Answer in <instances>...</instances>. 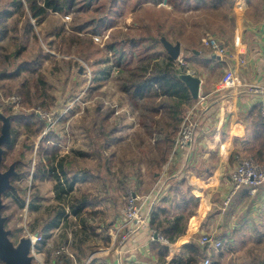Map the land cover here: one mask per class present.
<instances>
[{"label":"crops","instance_id":"1","mask_svg":"<svg viewBox=\"0 0 264 264\" xmlns=\"http://www.w3.org/2000/svg\"><path fill=\"white\" fill-rule=\"evenodd\" d=\"M167 8L172 9L169 4ZM234 12L235 26L221 41L232 56L219 55L203 43L197 49L181 48L186 72L200 80L199 96L187 110L193 112L196 123L193 143L183 150L173 148L164 163L160 153H101L98 171L92 173L99 182L93 187L96 192L82 193L92 195L85 209L86 223L71 214L69 203L64 204L68 215L60 227L50 230L49 237L55 231L65 236V225L74 218L83 234L92 230L100 237L103 231L107 244L89 247L85 242L89 244L91 234L86 232L80 241L83 245L65 254L68 264H173V259L189 254L190 245L200 246L219 264L264 262V183L253 194L247 189L238 191L226 203L238 162L253 157L264 146V98L249 89L251 85L264 86V0H235ZM134 126L138 129V122ZM111 138V146H122L119 140H128L117 128ZM66 172L76 179L71 195H78L91 173L80 167L74 173ZM130 188L143 197L144 224L121 241V197L125 200ZM91 216L98 219L94 222ZM175 222L176 228L172 227ZM156 226L163 237L167 238L166 231L175 240H153ZM204 235L219 245H202ZM40 241L33 238L34 249ZM163 245L167 249L161 248Z\"/></svg>","mask_w":264,"mask_h":264},{"label":"trees","instance_id":"2","mask_svg":"<svg viewBox=\"0 0 264 264\" xmlns=\"http://www.w3.org/2000/svg\"><path fill=\"white\" fill-rule=\"evenodd\" d=\"M128 1L5 0L2 4L0 1V83L20 81L16 92L19 94L21 106L24 108L17 113L11 111V105L6 108V113L9 115L12 124V139L2 144V161L7 160L9 153H12L18 143L22 129H25L32 136H39L45 130L46 123L43 119L36 113H32L31 116L28 115V110H50L53 106L57 107L56 98L49 91L45 75L42 71H38V64L43 65L45 60L50 59L49 53H44L43 49H39L38 53L31 58L17 62L23 52L27 50L25 44L27 37L35 35L36 38L34 25L42 23L45 17L51 13L60 15L79 14L77 18H73L72 29L74 34L70 35V42H82V34L85 33L90 36V43H94V35L103 33L116 25V16L122 15L123 3ZM134 1L133 10L143 4H161L163 0ZM167 2L172 7L168 14L175 15L177 12H185L205 16L204 21L198 20L199 23H192L194 29L199 30L202 27L205 32L206 30L215 31L217 29L226 35L235 26V0H167ZM164 11L167 12L165 8ZM167 18L157 20L155 27L142 20L141 23L143 24L138 22L134 25H128L126 30L120 29L105 45L107 57L105 61L101 59L103 66L94 73V78L101 84L107 82L111 77L115 78L120 92L128 99L130 106L132 105V111L137 115L138 124L146 134L141 140L143 141L145 138L148 140L151 152L160 153L163 163L173 151L178 131L188 107L193 101L188 86L180 78V75L186 72V66L174 59L167 52L162 42V38L173 42V38H177L178 33L183 32V27L188 28L190 25H185L181 21L178 25L180 31L173 32L174 36L172 37L170 33L177 20L173 19L172 23H168ZM216 23L218 26L213 25ZM195 38V33L191 34L192 44L188 49H197L193 42ZM7 40L17 44L16 50L12 53H8L5 45H3V42ZM0 88L5 89V85H1ZM114 112L115 109L109 111L107 109L100 114V116L102 115L101 131L97 133V138L99 141L101 140V147H105L108 136L115 129L109 131L105 129L109 116ZM1 130L0 121V132ZM52 134L47 133L43 138L38 150L41 158L35 165L32 179L33 182L36 180L54 181L55 197L61 202V205L51 206L48 209L49 215L42 228L37 231L41 237V241L35 247L38 252L43 251L46 239L50 236V230L60 227L63 218L68 215L62 200L69 203L71 214L85 224V209L88 207L92 196L87 193L71 195L76 179L70 177L66 172L69 158L61 155V148L57 143L59 138ZM157 134L159 135L152 141L153 135ZM33 147V145L26 144L25 150H32ZM79 153L81 156L87 155L85 151ZM254 153L252 158L264 162V146L258 148ZM14 165L15 174L10 178L12 187L7 189L3 196L15 200L20 208H24L25 201L18 195L19 189L15 185V181L28 175L29 165L27 166L21 160H15ZM69 197L71 198L69 199ZM152 216V225H154L155 213ZM7 221L8 219H6L5 226H7ZM172 227H177L176 222L173 223ZM159 229L160 227L156 226V232H159ZM163 232L168 241L173 242L175 240L172 234ZM11 237L10 234V239ZM165 247L164 245L161 246V248L167 249ZM189 248V254L179 259H173V264H201L200 261L206 256L202 248L197 245H190ZM211 264H219V262L214 259L211 260Z\"/></svg>","mask_w":264,"mask_h":264},{"label":"rangeland","instance_id":"3","mask_svg":"<svg viewBox=\"0 0 264 264\" xmlns=\"http://www.w3.org/2000/svg\"><path fill=\"white\" fill-rule=\"evenodd\" d=\"M0 1L2 4L5 0ZM164 1L161 4H143L139 8H135V10H133V6H135L134 0L123 3L124 10L122 15L116 16V25L108 28L103 33L94 35V43H90V36L85 33L82 34V42H70L69 37L71 34H74L72 29L73 18H77L79 14L60 15L58 13H51L45 17L42 23L34 25L36 38L35 35L27 37V41L25 42L27 50L23 52L20 60L17 62L31 58L38 53L39 49H43L44 53H49L50 59L45 60L43 65L38 64V71H42L45 75L49 91L56 98L57 107L53 106L50 110H28V115L30 114L31 116L32 113H36L43 119L46 123L45 130L39 136H32L25 129H22L18 143L12 150V153H9L7 160L1 161V170L3 172L9 170L11 167L14 168L15 160L23 161L27 166L29 165L30 170L28 175L15 181V185L19 189L18 195L25 201L24 208H20L15 200L2 195L3 215L8 219L6 228L10 231L12 235L11 240L15 245H18L22 238L38 237L39 233L37 231L42 228L45 219L49 215L48 207L58 206L61 203L57 201L55 193L52 192L55 184L52 180H36L33 182L32 179L35 165L41 158L38 150L45 134L53 133L52 135L59 138L57 143L61 148V155L69 154L70 156L67 169L71 173L76 172L79 167L80 169H85V173H91L89 174L91 178L84 181L82 186H80L82 187V191H78V195L89 190L92 191L91 193L96 192L93 187L99 182H97L98 178L94 176L95 174L92 173L98 171L101 161L98 159V156L100 157L101 153H108L109 155V153L151 152L148 140L146 138L144 139L145 141L141 140L143 136H146L143 129L141 126H138V129L134 126L138 122L137 115L133 113V107L132 105L130 106L128 99L120 92L115 78L111 77L103 84L94 78L95 71L103 66L101 65V59L105 61L107 57L105 45L120 29L126 30L128 29V25L141 23L142 20L155 27L157 20L168 17V23H172L173 19L177 20L170 33L172 37L174 36L173 32L180 31L178 25L181 21L185 25H190L188 28L184 26L183 32L178 33V37L173 38V42L169 41L173 44L180 43L182 51L190 47V44H192L190 36L194 33L196 38L193 42L197 47H201V43H203L202 46L207 48L208 46L205 41L210 38L222 41V37L225 34L217 29L215 31L209 30V33L206 35L205 30L201 29L202 27L199 30L194 29V26L192 27L193 22L199 23L198 20L204 21L205 16L185 12H177L175 15L168 14V2L166 3L167 0ZM164 8L167 12L164 11ZM213 25L218 26V23ZM202 32L204 34H201ZM3 45H5L8 53H12L17 48V44L10 40L4 41ZM179 58L176 60L179 61ZM19 82L17 80L0 83V86L5 85V89L0 88V121L2 127H4L6 121H9L7 128L8 142L12 139V124L9 120V115L6 113V108L8 105H11L13 113L24 109L21 106L20 96L16 92L19 88ZM107 109L108 111L115 109V112L109 116L105 129L109 131L117 128L119 135H122L125 139L127 136L128 140L122 142L119 140V144L122 146H111V135L108 136L105 147L100 146L101 140L99 141L97 138V133L101 131L102 115L100 116V114ZM2 132L3 129L0 132V136ZM158 135H153L152 141ZM26 144L33 145V149L25 150ZM80 151H85L87 155L81 156L77 154ZM109 182L111 183L112 180H109ZM129 190L131 188L126 191L124 195L125 200L124 197H121L123 202L122 209L125 207L127 192ZM62 203L67 204V201L62 200ZM91 218L95 222L98 216H91ZM77 221L74 218L69 219L68 225H65L67 229L65 236L63 235L64 232L55 231L52 237L46 239L42 254H38L36 249L33 248L31 252L33 264H68L65 261V254L76 246L83 245L80 241L84 238L82 237L84 234L87 235L86 232L91 234L89 244L85 242L89 247H96L97 243L107 244V238L103 231L99 235L100 237L93 234L92 230L90 232L85 231L83 234ZM119 234L121 240V229ZM0 264L5 263L1 261Z\"/></svg>","mask_w":264,"mask_h":264},{"label":"built area","instance_id":"4","mask_svg":"<svg viewBox=\"0 0 264 264\" xmlns=\"http://www.w3.org/2000/svg\"><path fill=\"white\" fill-rule=\"evenodd\" d=\"M206 45L213 49L219 55L232 56L229 49L223 45L217 39H208L205 41ZM239 62H243L242 59L238 58ZM181 65H185V61L179 58ZM249 89L252 93L257 94L264 98V86L263 85H251ZM203 98V97H202ZM261 113L264 116V100L262 101ZM195 127L196 123L194 120L193 112L191 110L187 111L182 124L180 126L179 132L175 139L174 150H183L191 146L195 138ZM232 183L233 187L230 196L227 198L226 203H228L233 196L238 191L247 189L249 193L253 194L257 191L258 187L264 183V162H260L252 157H246L240 159L237 164L235 171L232 173ZM143 197L138 195L135 191L129 190L127 192V197L125 201V207L123 209V220L124 226L121 235V241H126L131 237L132 234L139 231V229L144 224V213H143ZM41 237H34V241L40 240ZM153 240H159L161 242L167 243L168 240L163 237L159 232L153 231ZM202 245H213L218 246L219 242H215L208 235H204L201 239ZM118 264H123L119 262ZM201 264H211V258L205 256L201 260Z\"/></svg>","mask_w":264,"mask_h":264},{"label":"water","instance_id":"5","mask_svg":"<svg viewBox=\"0 0 264 264\" xmlns=\"http://www.w3.org/2000/svg\"><path fill=\"white\" fill-rule=\"evenodd\" d=\"M162 41L167 52L174 59L179 58L181 53V44H173L164 38ZM180 78L188 86L192 97L195 99L198 98L200 91V80L189 72L181 74ZM8 126L9 121H6L4 127H2V135L0 136V260L5 264H33V257L31 256V252L34 247L33 238H22L20 243L18 245H15L10 239V231L7 230L5 226L7 218L2 214V195L7 189L11 188L12 185L10 182V178L15 174V170L13 167L5 172L1 170V161L3 154L2 144L8 142ZM260 264H264V262Z\"/></svg>","mask_w":264,"mask_h":264}]
</instances>
